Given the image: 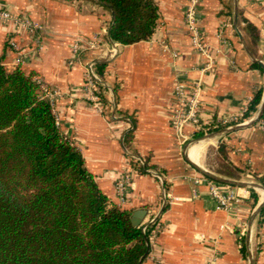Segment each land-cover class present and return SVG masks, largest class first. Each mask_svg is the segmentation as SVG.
Wrapping results in <instances>:
<instances>
[{
	"label": "crops",
	"instance_id": "0c3cea01",
	"mask_svg": "<svg viewBox=\"0 0 264 264\" xmlns=\"http://www.w3.org/2000/svg\"><path fill=\"white\" fill-rule=\"evenodd\" d=\"M156 3L160 16L152 37L119 43L115 54L109 34L113 13L99 0H0V8L43 25L39 45L32 32L0 21V63L8 71L20 67L36 72L53 92L61 130L80 148L86 168L112 202L129 209L131 215L146 210L142 223L153 217L161 221L162 229L140 264H264V221L260 214L254 217L264 201V190L220 182L241 197L232 209H220L209 194L213 179L188 155L190 147L199 144L198 166L225 179L252 180L264 187V129L259 120L232 131L226 129L237 123H221L240 117L257 93L262 92L263 99L264 0H201V38L215 59L204 73L200 68L206 57L193 46L186 24L189 0ZM247 21L258 28V40L249 33ZM97 34L98 45L85 49L80 57L73 54L76 41L86 44ZM86 62L106 64L105 81L118 119H110L106 107L87 98ZM178 80L190 87L201 81V120L207 130L188 125L180 134L174 127L175 114L182 107L175 95ZM131 124L128 146L125 137ZM221 143L225 157L219 151ZM134 152L148 158L159 170L153 171L165 177L170 194L165 208L160 206L161 183L152 170L134 169L129 156ZM124 173L132 176V183L123 202L116 183ZM251 188L259 197L257 202Z\"/></svg>",
	"mask_w": 264,
	"mask_h": 264
},
{
	"label": "trees",
	"instance_id": "16d2710c",
	"mask_svg": "<svg viewBox=\"0 0 264 264\" xmlns=\"http://www.w3.org/2000/svg\"><path fill=\"white\" fill-rule=\"evenodd\" d=\"M99 1L113 13L111 40L129 45L154 34L160 16L156 0ZM247 29L258 40L250 21ZM105 65L94 64L103 81ZM261 99L259 92L243 119L258 111ZM132 133L133 128L125 137L128 146ZM219 151L226 156L224 143ZM134 154L142 159L129 155L139 173L159 171ZM152 229L144 233L132 223L131 211L102 191L80 148L61 130L38 74L20 67L8 71L0 63V264H140Z\"/></svg>",
	"mask_w": 264,
	"mask_h": 264
},
{
	"label": "built area",
	"instance_id": "2783aa9c",
	"mask_svg": "<svg viewBox=\"0 0 264 264\" xmlns=\"http://www.w3.org/2000/svg\"><path fill=\"white\" fill-rule=\"evenodd\" d=\"M200 2L201 0H189V3L185 10V17L193 46L206 57L205 63L200 68V71L204 73L214 66L215 59L209 51L207 45L202 41L201 38V29L198 24V9ZM0 21L13 22L20 27L27 29L34 34L36 43L40 45L41 33L43 30V25L41 23L34 21L24 15H16L5 8H0ZM100 41L101 38L98 34L94 35V37L86 44L81 43L80 41H76L72 45V52L76 57H80L85 49L94 48L100 43ZM113 43V52L117 54L120 51L119 42L114 41ZM12 44L14 45V43ZM94 64L95 63L86 62L84 67V85L87 98L94 103L102 104L104 107H106L110 111V119L116 120L119 118V115L117 113L115 99L106 81H103L96 72ZM44 88L54 104V101L52 99L53 92L45 85ZM202 92L203 87L200 80L197 81L192 87H190L185 81L178 80L176 82L175 95L176 98L180 101L182 107L177 110L173 120V125L180 134H183L185 127L188 125H193L207 130L208 126L206 127L205 125H203L201 120ZM248 109L249 104L244 107L242 115L240 117H235L230 120H224L221 123L224 125H228L231 123L244 124L248 122L247 119H243L244 114L248 111ZM258 125L260 126V128L264 129V120L258 121ZM131 129L132 124L130 125L128 131ZM132 157H134L135 161L137 162L142 161L139 156L132 155ZM134 169L136 168L134 167ZM152 173H154V175L161 183L160 206L165 207L170 197L168 187L165 183V177L161 173L156 171H153ZM196 182H199V180H196ZM131 183L132 176L128 173L122 174L117 180V192L123 202L126 200L128 189ZM248 183H252V180H249ZM194 192L196 194V190H194ZM209 194L214 199H216L217 207L224 210L232 209L233 203L241 198L234 189L225 190L220 182L213 180L209 182ZM150 225H153V229L149 236V244L151 245L155 241V237L158 232L162 229V223L160 220L156 219V217H153L149 221L140 224L144 233L147 232Z\"/></svg>",
	"mask_w": 264,
	"mask_h": 264
},
{
	"label": "water",
	"instance_id": "95a60500",
	"mask_svg": "<svg viewBox=\"0 0 264 264\" xmlns=\"http://www.w3.org/2000/svg\"><path fill=\"white\" fill-rule=\"evenodd\" d=\"M235 24L236 26H238V15H236V18H235ZM264 114V96H263V99H262V102H261V105H260V108H259V111L257 113V116L253 119V121H251L250 123H244V124H237V125H234V126H231V127H228L226 130L227 131H232V130H235V129H239V128H242L244 126H247L249 124H254L255 122H257L258 120H260V118L262 117V115ZM196 167L203 173L205 174L206 176L210 177L211 179L215 180V181H218V182H222V183H227V184H233V185H247V186H251V187H254V188H258V189H262L264 190V187L258 183H248V182H240V181H232L230 179H225L223 177H220L219 175L207 170V169H204L198 165H196ZM264 207V201L257 207L255 213H254V217H256L258 214L261 213L262 209ZM146 214V210L144 209H139L137 211H135L132 215H131V221L132 223L135 225V226H138L142 223V219L144 218Z\"/></svg>",
	"mask_w": 264,
	"mask_h": 264
},
{
	"label": "bare ground",
	"instance_id": "6f19581e",
	"mask_svg": "<svg viewBox=\"0 0 264 264\" xmlns=\"http://www.w3.org/2000/svg\"><path fill=\"white\" fill-rule=\"evenodd\" d=\"M188 155L192 159V161H194L195 163L201 166L200 160H199V155H200V145L199 144H195L191 146L188 151Z\"/></svg>",
	"mask_w": 264,
	"mask_h": 264
},
{
	"label": "rangeland",
	"instance_id": "374dc122",
	"mask_svg": "<svg viewBox=\"0 0 264 264\" xmlns=\"http://www.w3.org/2000/svg\"><path fill=\"white\" fill-rule=\"evenodd\" d=\"M212 157H213L212 160L215 159L213 155H212ZM213 161H214V160H213Z\"/></svg>",
	"mask_w": 264,
	"mask_h": 264
}]
</instances>
